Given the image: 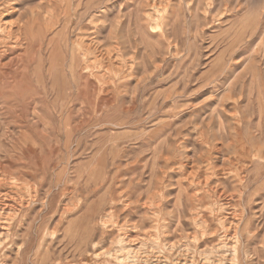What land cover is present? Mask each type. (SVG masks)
I'll list each match as a JSON object with an SVG mask.
<instances>
[{
    "label": "rangeland",
    "instance_id": "obj_1",
    "mask_svg": "<svg viewBox=\"0 0 264 264\" xmlns=\"http://www.w3.org/2000/svg\"><path fill=\"white\" fill-rule=\"evenodd\" d=\"M99 1L106 15L92 23L97 5L89 0H0V20L27 22L39 33L28 51L22 39L0 46V218L15 216L0 260L143 264L142 254L121 248V238H132L135 246L149 241L143 254L158 241L146 264H178L175 256L191 264L190 253L166 257L163 245L186 235L198 250L216 242L192 222L197 206L210 224L207 236L219 232L221 218L244 210L252 233L242 239L250 258L243 254L241 263L260 264L264 190L257 185L264 174L242 195L228 168L245 164L244 152L231 160L234 146L259 137L264 0H172L166 42L136 32L139 0ZM119 14L122 24L109 38L102 22ZM48 19L54 24L45 31ZM96 24L102 30L93 33ZM80 32L93 33L101 50L117 44L136 59L103 54L71 71L69 59H52L51 50ZM153 210L160 212L156 229ZM229 257L220 253L219 264H234ZM201 261L195 254L194 264Z\"/></svg>",
    "mask_w": 264,
    "mask_h": 264
},
{
    "label": "bare ground",
    "instance_id": "obj_2",
    "mask_svg": "<svg viewBox=\"0 0 264 264\" xmlns=\"http://www.w3.org/2000/svg\"><path fill=\"white\" fill-rule=\"evenodd\" d=\"M42 1L46 2L47 4H50V3H57V4L58 3L59 4L65 3V4H67L70 2V0H42ZM90 2H92V3L96 2L95 6L97 5L96 13L93 14L94 16L91 19V22L94 23V22L99 21L101 19V17H104L106 15L105 14L106 11L104 8L105 6L99 5L101 3L99 0H89V3ZM210 5H211V2L208 3V5H207V9L209 11H211ZM137 6H138L137 8H138V11L140 12V14L138 16V21L136 24V29H137V30L135 29L136 32L137 33L140 31H142V33L147 32L150 35H155L154 33H158V35H156L155 37L158 38L159 42H162L164 40L166 42V24H167L169 15H170V8L172 9V0H159V1L153 0L152 2H150V1L144 2V1L139 0ZM0 9H2L1 6H0ZM31 11H32V14H35L37 12V9H33ZM5 19H7V18H5ZM102 23H103L102 25L104 27L108 26V28H109V31H108L109 36L108 37L114 39V38H116L117 29L122 24V16H121V14H119L115 18V20L108 22V23L103 21ZM52 24H54V19H48V23L46 24L44 30L47 31L50 27H52ZM127 24H128V27H127V29H128L129 28V21ZM94 26H95L96 31H94L93 33L99 32L101 29V25L98 26V24H96ZM147 26H149V29L147 28ZM157 31H160V32H157ZM128 32L130 33L131 30L129 29ZM93 33L85 36V35H83L82 32H80V34L77 35L76 39L74 41H71L69 44H68V42H66V40H64L63 43L60 42L59 50L57 48H53V50H51L52 59H69L68 64L70 67L69 69H71V71H73L75 69V67L80 64V62L82 64L84 63L85 67H86V63H87L86 61L87 60H85V59L90 60L92 57L97 59L99 56H102L103 54L108 56L110 59H112V57H114L115 59H136V58H134V53H130V54H128V56H125L124 53L120 50V48L117 46V44H113L111 47H108V48L101 50L100 46H99L100 41L96 36H93ZM35 35H39V33H36V30H34L32 27L28 26L27 22H19V20L18 21H8V20H4V19L0 20V46L7 45V43L12 39L17 43L20 42L22 39V41L25 40V42H26L25 51H28V49L31 46V43L35 39ZM175 41H174V43H171L172 44L171 46L173 48L174 53H176V52L179 53V47H178L177 40H175ZM258 42H259V45L264 44V33H263V35H261ZM67 47L69 48L68 50H67ZM111 54L113 55L112 57H111ZM259 99L260 98H258V100ZM259 101L261 102V105H262L263 101L261 99ZM259 116H260V123H259L258 127L256 128V131L259 132V137H258L257 143L253 142V141L249 142L247 145H245L247 147H244L242 144H237L234 146V150L232 149V151L230 152L231 160L235 159L238 161H240L239 160V154H241L243 152L245 153V157L243 159V163H245L244 165L241 163L233 161L237 166L232 165V167L228 168V173H234V176L236 177L235 180L238 182V185L240 186L237 188H239V191L241 192L242 195L244 194V189H243L244 186L248 185V182L251 178H254L253 180L260 179L259 177L262 174H264V128L262 125L264 123V109H263V107L260 109ZM235 118L237 119L238 117H235ZM252 137L254 140L255 135L253 133H252ZM236 141L240 142V140H236ZM234 143H235V141L234 142L232 141L231 145L233 146ZM254 167H257V168H255L253 170L254 174H252L250 176L249 173L251 172V170ZM224 171L226 172L227 170L225 169ZM5 175L6 174H4V173L0 174V176H2V179L5 178ZM7 177H9V176H7ZM260 180H261V182H259V184L257 185V188L262 189V192H263V190H264V176H262V178ZM257 188L256 187L254 188V191H253L252 195L250 196L248 202H252L253 197L258 194V191L256 192ZM222 197H223V195H222ZM200 199L204 201L203 197ZM189 201H190V197H189ZM216 202L217 201L212 202V203H216ZM226 202H228V201H226ZM125 203H123V204H125ZM109 204L112 207V205H114L115 202L113 200H111V202ZM263 204H264V201H263ZM211 206H212V204H209L206 207L210 208ZM225 206H227V205H225ZM1 209H2V207H1ZM197 209H198L197 206H193L191 208L190 213H189L192 222L196 226H199V230L201 233H203L204 238L205 237L206 238L207 237H210V238L214 237L216 239V242L213 244L207 245L203 249L198 250V248H200V247L197 243H195L194 248L190 246V242H191L190 238H192V237H188L187 235L185 236V238L179 237L176 240L170 239V240L166 241V243H164V245H163L164 246L163 249L166 250V255H167L166 257H168V256L171 257V255H173V254L175 255V251H177L178 253L182 252L184 254L190 253L191 254L190 255L191 264H194L195 254H198L201 257V260H202L201 264H219V261H220V259L218 258L219 254L222 253L224 256L225 253L229 251L230 252L229 258L232 260V263L234 262V264H242L241 259H242L243 254L245 255V258H247V259L250 258V253L246 252V250H244V246L242 245L243 244L242 239L245 236L244 234H246V236H248L250 233H252V230L250 228V219H248L247 216H245L244 210H241V208L236 209L235 212L238 211V213L234 212V214H238V216L235 215L234 216L235 218L233 217L234 219L231 217L232 220L229 217H227L225 220H222V218H221V220L219 221V228L217 230L219 232L218 233L217 232L210 233L207 236V233H208L209 228H210V224L208 223V220L206 218H204L203 215L200 213V211ZM176 210H178V208ZM16 214H18V213L13 212V215H16ZM159 215H160V212L158 210H153L151 213L150 218H151V221L153 222V225H154L153 228L154 229H156V227L158 226ZM5 216H7V213ZM7 218L10 219V217H7ZM14 219H15V216H13L10 219V222H8V220L6 221L5 219L0 218V229H1L0 230L1 231L0 232V246L2 245L3 242H6L7 240L11 239L9 234H11L12 224L15 221ZM121 228H123V227H121ZM145 231H147V230H145ZM137 232H139V231H137ZM189 236H190V234H189ZM194 238H196V237H194ZM119 242L121 243L122 249H125L128 247L129 248L128 252H134V253H136V255L142 254L143 257H142V259H140V261L143 262V264H146L148 262V260H149L148 256L149 255H147V254H150V252L153 251L152 250L153 247L157 246L160 250L158 241H155L154 243L151 242V249L148 251H145L144 254L141 252V250H144L145 247L147 246V243H149V241L145 242V239H142L140 242H138L139 244L137 246H135L137 242L132 238H129V239L127 238V240H126V238H121ZM196 242H198V240ZM261 245H262V248L264 251V243ZM147 249H149V247H147ZM0 251L2 252L1 247H0ZM255 251H258V250L255 249ZM119 252H121V250ZM19 254H20V252L17 251L16 256H18ZM162 257L164 258V261H165V259H166L165 256L162 255ZM137 258H138V256H137ZM173 259L176 260V262L178 264H186L187 263L186 261H181L182 263H180L179 260L177 261L176 256ZM7 263L8 262L5 261V259L3 261L0 260V264H7ZM134 264H141V263H137V261H136V262H134ZM151 264H153V263H151ZM158 264H160V263L158 262ZM260 264H264V256H263L262 262L260 261Z\"/></svg>",
    "mask_w": 264,
    "mask_h": 264
}]
</instances>
